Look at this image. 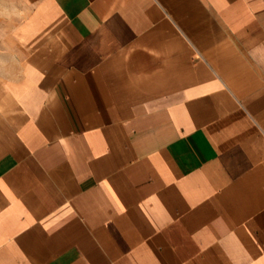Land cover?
Returning <instances> with one entry per match:
<instances>
[{
    "label": "crops",
    "instance_id": "obj_1",
    "mask_svg": "<svg viewBox=\"0 0 264 264\" xmlns=\"http://www.w3.org/2000/svg\"><path fill=\"white\" fill-rule=\"evenodd\" d=\"M3 1L0 264H264V0Z\"/></svg>",
    "mask_w": 264,
    "mask_h": 264
},
{
    "label": "rangeland",
    "instance_id": "obj_2",
    "mask_svg": "<svg viewBox=\"0 0 264 264\" xmlns=\"http://www.w3.org/2000/svg\"><path fill=\"white\" fill-rule=\"evenodd\" d=\"M5 4L3 0H0V97L1 91L5 82L16 76L19 68L20 59L13 49V43L7 38V27L5 25L6 18ZM2 108L0 104V109Z\"/></svg>",
    "mask_w": 264,
    "mask_h": 264
}]
</instances>
